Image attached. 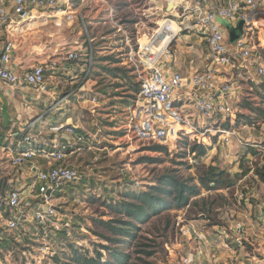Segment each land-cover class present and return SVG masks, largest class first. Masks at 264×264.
Returning a JSON list of instances; mask_svg holds the SVG:
<instances>
[{
  "label": "rangeland",
  "instance_id": "rangeland-1",
  "mask_svg": "<svg viewBox=\"0 0 264 264\" xmlns=\"http://www.w3.org/2000/svg\"><path fill=\"white\" fill-rule=\"evenodd\" d=\"M152 1L75 0L72 10L68 11L70 16L50 10L39 11L35 13L34 19L23 20L13 30L6 27L4 35L2 34L5 42L11 41L15 45L18 63L27 67L41 63L49 66V71L45 94L30 89L27 95L17 93L11 104L3 98L6 105L5 110L0 108V132L5 134L11 129L23 128L21 124L30 121L31 113L29 116L21 114L20 120L17 118L19 111L16 105L25 107L26 111L42 113L58 97L62 98L67 92L74 95L67 102L63 113H67L65 118L71 116L73 122H77V129L85 136V140L69 155V159H72L70 163L79 173V179L58 189L52 199L62 214L63 223L69 224V234L73 235H60L61 230L50 239L54 251L60 258L63 255L64 260L70 254L69 247L65 246L67 242L76 240V245L89 249L91 255H94L95 249H100V245H108L97 235L106 233L98 222L116 216L105 203H116L120 200V195L129 190H146L166 173L182 178L196 177L200 171L199 158L196 163L195 154L189 151L194 142L201 141L211 145L208 152L210 156L203 158L206 163L212 157L218 159L217 156H212L213 153L224 155L230 146L217 138L213 139L210 132L204 138L203 129L199 130L198 121H194L197 116L190 104L187 105L190 107L188 114H192L196 131L186 127L187 135L180 139L162 143L140 139L132 132L130 113L138 97L140 84L139 74L131 66L129 50L138 49L140 43H146V35H150L165 19V0H158L163 4L160 16L156 13L150 16L151 11L145 12ZM195 19V15H191L187 20L188 24L194 25ZM244 26L245 23L239 19L235 26L236 38L243 35ZM191 28L184 29L181 35L188 34ZM227 38L230 42L229 34ZM175 44L171 47L172 52ZM205 44L204 39L202 46ZM72 52L79 54V60L69 59L68 55ZM170 63L171 61L165 64L168 66L167 70ZM68 65L72 67L69 71L66 67ZM257 66L258 63L253 58L244 61L237 57L235 68L221 69L218 80H234L243 88L240 97L244 95L256 104H261L260 98L250 86L251 82L264 79V75L257 74ZM81 67H86L90 72L82 71ZM112 69L115 71L111 72ZM126 69L129 70L127 74L123 71ZM185 84L184 92L190 91L188 83ZM56 85L58 94L53 96ZM238 102L239 100L236 103ZM236 109L240 112L235 117L236 123L250 124L251 120H255L254 114L249 110ZM258 122L255 123L256 128L260 127ZM40 128L44 136L53 133L48 125L44 128L41 124ZM157 144L166 145L168 152L154 151L153 147ZM216 192L203 189L205 196L201 194L197 198L199 202L202 197H208L209 211L206 213L209 219L206 222L201 221L203 214L199 213L197 207L198 209L164 212L141 226V234L151 239L152 244H156V254L150 258L151 261L159 264H183L185 260H189L191 252L199 246V222L201 227L210 225L213 229L216 226V229L221 228L228 234L229 227L221 212L222 208H217L230 200L220 198ZM210 202L213 205L208 204ZM24 227L27 235L24 238L16 236L15 240L20 245H0V252L3 254L0 264H55L51 260L52 255L46 256L40 251L47 238L44 239L40 233L35 232L31 223ZM193 227L196 233L192 230ZM57 235L62 237L58 241L55 240ZM6 239L10 242L8 236ZM103 252L106 260L109 256L106 251Z\"/></svg>",
  "mask_w": 264,
  "mask_h": 264
},
{
  "label": "built area",
  "instance_id": "built-area-1",
  "mask_svg": "<svg viewBox=\"0 0 264 264\" xmlns=\"http://www.w3.org/2000/svg\"><path fill=\"white\" fill-rule=\"evenodd\" d=\"M74 2L15 0L14 10L9 14L0 0V39L7 26L16 25L19 19L31 18L35 12L50 10L70 16L68 11L72 10ZM176 5V12H167L163 23L147 35L146 43H140L138 49L129 50L131 66L138 72L140 84L138 97L130 113V128L140 139L166 143L186 136V127L196 131L193 124L198 121V128L203 129L204 138L210 132L212 138L230 145L236 136L234 124L237 109L229 94L236 82L219 81L218 74L223 68H235L238 57L244 61L255 59L258 63L257 74L264 75V0H228L226 5L207 8L190 0H182ZM191 15L196 17L194 25L187 23ZM239 19L245 22L244 33L234 43L229 42L222 21L232 24ZM174 23L177 28L173 27ZM190 27L205 37L211 62L208 69L194 73L185 82L181 73H168L165 64L171 61V47L175 40L184 29ZM68 57L70 60L80 58L78 53L73 52ZM12 62L11 48L1 50L0 95L12 94L22 85L45 87L49 66L35 64L25 73L19 74L13 70ZM84 72L89 73L90 70L85 67ZM185 83H188L190 91L184 92ZM196 91L198 93L194 94ZM183 94L191 100L190 104L197 114L194 121L191 119L192 114L185 111L184 105H179L182 100L185 101ZM49 126L54 136L48 141L40 140L39 135L24 128L9 130L0 140V168L4 160L9 167L20 170L36 157L44 159L49 165L46 169L36 170L29 183H21L17 176H7L0 171V242L7 236L14 240L17 237L24 238L27 235L24 225L31 223L35 232L47 238L40 251L46 256L59 257L50 239L63 229L69 234L70 229L69 224L63 223L62 214L52 199L58 189L79 179L77 169L66 161L85 137L76 132V126L72 123ZM63 135L69 140L60 141ZM249 146L259 152L252 160H262L264 142L251 143ZM253 161L250 164L251 172L255 169ZM192 230L196 233L194 227ZM201 238L202 234L199 233ZM188 262L185 260L183 264Z\"/></svg>",
  "mask_w": 264,
  "mask_h": 264
},
{
  "label": "crops",
  "instance_id": "crops-1",
  "mask_svg": "<svg viewBox=\"0 0 264 264\" xmlns=\"http://www.w3.org/2000/svg\"><path fill=\"white\" fill-rule=\"evenodd\" d=\"M1 1L3 2L7 12L9 14H12L15 6V0ZM176 1L180 2L182 0ZM176 1L165 0L164 3H166L167 5L166 7H164L165 12H163V16H166L167 12L172 10L170 7H168L169 2L175 4L172 11L176 12ZM190 1H196V3L198 2L199 6H202L203 8L220 4L226 5L228 3V0ZM152 2L153 3L149 4L147 9H145V12L150 13L151 11L150 16H154L155 13L158 15L162 11L163 4L160 1L158 2V0H153ZM26 19V17L23 19H19L16 25H9L7 27L10 29L17 28L19 27L20 23ZM231 25L235 27L236 25H238V21L232 23ZM190 30L191 31H188V34H185L183 36L180 34L175 40V50L173 51L170 67L168 68V73H181L185 77V82H188V80L194 73L198 71H205L206 69H208L211 62L210 52L208 50V45L205 37L195 28H191ZM3 35L0 39V51L4 48L10 47L13 56V70L19 74L25 73L35 64L31 65V67H27L22 63H18L15 56V45L11 41L5 42V40L3 39ZM204 39L206 44L203 47L202 44ZM66 67L67 71L71 70L72 68L69 65ZM84 69L85 67H81L82 71H84ZM30 89H36L40 93L43 92L45 94L47 90V84L45 85V87L41 88L22 85L21 87L17 88V90H15L12 94L0 95V108L4 109V105H6L4 104L3 98L8 100V103L11 104L17 93L27 95L28 90ZM242 90V86L235 83L233 91L229 94V98L234 101V105L238 101ZM57 91L58 90L56 85L54 86V91L52 92L53 96L54 94H58ZM197 93V91L194 92V94ZM73 96L74 95H72L71 92H67L64 96H62V98L58 97V99H56L53 104L49 105L48 109H46L47 111L42 113L35 112L34 110L26 111L25 107L23 108L19 105H16L19 111L17 113V118L20 120L22 119L21 114H26L29 116L31 113L32 115H30L29 120H34L32 122L26 121L21 125H23L24 129H28L32 133L39 135L40 140L42 139L44 141H48L53 138V136H51L52 134H50L49 136H44L42 134L43 131L40 128L41 124H43L45 128L47 127V125L49 126L51 124L72 123L75 125L77 123L73 122L74 120H72L73 118L71 116H67L65 118L67 113H63L64 107L67 106V102ZM183 96L185 97V101L182 100L179 104H183L185 111L189 112L190 107L192 106V104H190L191 100H189V98H187L184 94ZM188 104H190V107H187ZM43 105L44 104H40V106ZM23 128H15L11 130L19 131L23 130ZM234 128L236 130V136L233 139L232 144H230V146L228 147L227 152H225L224 155L213 153L212 156H217L218 159L216 160V157H212V160L210 159V162H213L214 164L218 163L221 168L227 169L233 175L242 171L241 159L248 152L249 145L251 143L264 142V125H261L258 128H256L255 125H240L236 123L235 119ZM64 136L65 135L60 138V141L69 140L67 136ZM79 144H77V146ZM209 156L210 155L207 154L205 157L208 158ZM252 157L253 156L251 154H247V164H251V162L253 161ZM2 164L3 165L2 168H0V171L4 172L3 174L7 176H17V178L21 180V183H29L31 181L33 173L36 170L46 169L49 167L47 162L40 157H36L33 160L28 161L20 168V170L9 167L7 161L3 160ZM228 193L231 194L228 196ZM216 194L220 195L223 199L230 200V202L228 201L226 205L222 204V206L220 205V207L217 208V210H220L222 208L221 212L222 214H224V220L227 221L229 227L228 234L221 228L216 229V226H213V229H211L210 225L201 227V222H199V233H202V238L199 239V243L197 244L199 246H196L197 249H195V247L193 246L195 250L192 251L189 255V264H264V182L261 181L254 174V172L250 171L249 174L242 178L233 189H231L230 191L226 189L218 190ZM203 196L205 195L203 194ZM224 206L225 210H223ZM201 221L206 222L204 216L201 217Z\"/></svg>",
  "mask_w": 264,
  "mask_h": 264
},
{
  "label": "trees",
  "instance_id": "trees-1",
  "mask_svg": "<svg viewBox=\"0 0 264 264\" xmlns=\"http://www.w3.org/2000/svg\"><path fill=\"white\" fill-rule=\"evenodd\" d=\"M113 70L115 71V69H112L111 72ZM127 70L123 71L127 74ZM250 86L254 90L253 93L260 98V103L264 104V79L260 82H251ZM261 104H256L250 100V97L247 98L243 95L240 97L239 102L235 104V107L249 110L254 114L255 120H251L249 125H255L260 121L258 123L261 126L264 125V106ZM239 114L240 112L237 111L236 117ZM76 132L83 134L78 129H76ZM3 136L4 133L0 132V140ZM210 146L194 142L189 147V151L195 154L196 163H198L199 158L200 171L196 177L182 178L173 173H166L158 178L155 184L149 185L146 190H129L122 193L120 200L116 203H105L109 211L116 216L110 217L108 220L101 219L98 224L106 233L97 235L108 245H100V249H95L94 255H91L89 249L82 247V245H76V240H74V242H67L65 245L70 250L67 260H64L63 255L61 258L51 257V260L55 264H159L150 260V258L155 257L156 251L154 248L156 244H152L151 239L141 234V226L164 212L185 208L198 209L197 207H199V213L201 212L206 220L209 219V215L206 213V211H209L208 197H202L201 201H197V198L202 194V190L218 191L226 189L230 191L251 171L250 164H247V154L259 155L256 148L249 146L248 152L241 159L242 171L233 175L227 169L221 168L218 163L204 162L203 158L211 149ZM153 150L168 152V148L164 144L155 145ZM67 160L66 163L73 166L70 163L72 159L68 158ZM253 163L255 166L254 174L264 182V157L262 160L257 159ZM220 198L222 197L220 196ZM208 204L213 205V202ZM60 235L73 236L68 234L65 229L62 230ZM60 235H57L56 241L62 238ZM15 242L14 238H10V242L4 239L0 242V245L4 247L6 245L8 247L20 245ZM103 251H106L109 256L106 260H104ZM15 257L17 258V256ZM0 259H3L1 252Z\"/></svg>",
  "mask_w": 264,
  "mask_h": 264
},
{
  "label": "water",
  "instance_id": "water-1",
  "mask_svg": "<svg viewBox=\"0 0 264 264\" xmlns=\"http://www.w3.org/2000/svg\"><path fill=\"white\" fill-rule=\"evenodd\" d=\"M170 4V8L173 10V5L172 3H169ZM171 11V10H170ZM244 22V20H242ZM245 23V22H244ZM222 24L225 26V28L227 29L228 31V34H229V37H230V41L232 43H234L236 40H238L239 38H236L235 36V27H233L230 23L226 22V21H222ZM244 33V32H243ZM50 190L48 191V194L50 193Z\"/></svg>",
  "mask_w": 264,
  "mask_h": 264
},
{
  "label": "bare ground",
  "instance_id": "bare-ground-1",
  "mask_svg": "<svg viewBox=\"0 0 264 264\" xmlns=\"http://www.w3.org/2000/svg\"><path fill=\"white\" fill-rule=\"evenodd\" d=\"M172 5H173V7L175 6L174 3H172ZM34 17H35V16H33V17L29 18V19H32V18H34ZM27 19H28V18H27ZM173 27L176 28V23L173 24Z\"/></svg>",
  "mask_w": 264,
  "mask_h": 264
}]
</instances>
